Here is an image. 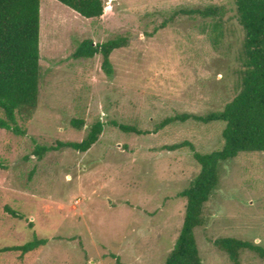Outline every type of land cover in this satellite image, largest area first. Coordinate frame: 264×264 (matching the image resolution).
<instances>
[{"label": "rangeland", "instance_id": "1", "mask_svg": "<svg viewBox=\"0 0 264 264\" xmlns=\"http://www.w3.org/2000/svg\"><path fill=\"white\" fill-rule=\"evenodd\" d=\"M103 1L99 18H85L40 0L37 103L29 115L16 114L24 134L0 128V249L33 235L46 243L23 255L0 251V264H164L183 221L181 191L200 168L193 151L222 146V120L159 123L220 111L238 92L244 32L234 0ZM208 5L219 7L216 16L181 11ZM115 36L127 43L110 53L111 75L100 54L71 56L83 38ZM96 120L103 129L87 150L33 155L37 144L80 141ZM182 141L193 148H166ZM194 235L202 264H235L214 245L218 237L264 248V151L218 164ZM238 258L264 264L249 249Z\"/></svg>", "mask_w": 264, "mask_h": 264}, {"label": "trees", "instance_id": "2", "mask_svg": "<svg viewBox=\"0 0 264 264\" xmlns=\"http://www.w3.org/2000/svg\"><path fill=\"white\" fill-rule=\"evenodd\" d=\"M85 18H99L104 11L103 0H57ZM236 19L243 29L242 54L245 69L241 86L231 100L220 111L206 115L180 113L165 117L159 127L172 120L188 118L209 122L224 121L221 131L223 143L220 149L207 153L193 151L199 164V171L189 185L181 191L186 199L182 225L164 264H202L195 240L194 228L202 224V206L218 181V164L235 156L240 151H264V0H234ZM219 7L208 5L204 8L181 10L197 13L203 17L216 16ZM40 0H0V128L24 134L16 124V114L29 115L35 108L38 97L39 79V22ZM127 40L115 36L96 43L83 38L71 56L89 58L100 54V67L106 75L113 72L109 55L112 50L126 45ZM72 125L83 124L72 120ZM125 132L140 133L138 129L122 123H115ZM103 129V123L96 120L80 141H56L51 145H35L33 155L41 157L46 151L63 147L80 152L87 150ZM183 145L193 148L188 141L167 145L175 149ZM1 166V165H0ZM14 217L21 215L6 207ZM46 243L45 238L33 235L31 239L4 246L0 251H18L23 255ZM214 245L225 252L228 258L238 264L239 251L249 249L264 257V248L249 240L231 236L218 237Z\"/></svg>", "mask_w": 264, "mask_h": 264}, {"label": "crops", "instance_id": "3", "mask_svg": "<svg viewBox=\"0 0 264 264\" xmlns=\"http://www.w3.org/2000/svg\"><path fill=\"white\" fill-rule=\"evenodd\" d=\"M104 9H105V6H104Z\"/></svg>", "mask_w": 264, "mask_h": 264}]
</instances>
